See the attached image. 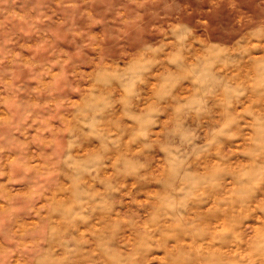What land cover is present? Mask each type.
Listing matches in <instances>:
<instances>
[{
    "label": "rangeland",
    "instance_id": "1",
    "mask_svg": "<svg viewBox=\"0 0 264 264\" xmlns=\"http://www.w3.org/2000/svg\"><path fill=\"white\" fill-rule=\"evenodd\" d=\"M0 264H264V0H0Z\"/></svg>",
    "mask_w": 264,
    "mask_h": 264
}]
</instances>
